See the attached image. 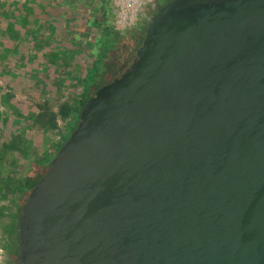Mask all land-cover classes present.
<instances>
[{"label":"water","instance_id":"water-1","mask_svg":"<svg viewBox=\"0 0 264 264\" xmlns=\"http://www.w3.org/2000/svg\"><path fill=\"white\" fill-rule=\"evenodd\" d=\"M24 202L15 264H264V0H170Z\"/></svg>","mask_w":264,"mask_h":264},{"label":"trees","instance_id":"trees-1","mask_svg":"<svg viewBox=\"0 0 264 264\" xmlns=\"http://www.w3.org/2000/svg\"><path fill=\"white\" fill-rule=\"evenodd\" d=\"M39 1L40 4H36V2L30 4L33 0H24L23 2L21 0H0L2 8L0 15H3L6 20L7 24L4 27L8 34L17 36L21 33L16 25L26 27L30 22L40 21L44 15L43 8L48 1ZM91 1H94V10L103 9V12L100 16L95 14L91 17L89 27L114 22L115 15L107 0ZM71 2L75 3V0L68 1L69 4ZM48 21L50 31H54L56 29L55 22ZM33 26L35 27L34 24ZM112 27L114 28V26ZM133 27L132 30L127 31V36L134 52L143 42L147 24L140 21ZM102 34H104L103 30L99 29V33L89 35V37L92 38L96 35L103 37ZM75 42L72 49L58 45L57 47L49 42L47 44L36 42L27 51V55L24 52V57L42 61L45 72H49L55 78L58 75L61 83L67 84L69 76H75L78 79L80 87L68 89L69 93H64L63 100L42 99L41 93L30 87L19 91L22 96L17 95L18 92L14 94L10 89H7L6 83L2 82L4 80H0V90L3 94L14 99L12 101L15 105L12 103L11 105L15 109L19 106L23 107L24 104L34 105L36 109L33 114L15 111L16 116L13 114L9 116L3 112V106L0 108V248L4 251L3 264H15L19 249V230L24 202L40 178L48 171L51 161L60 148L76 129L83 106L99 89V85H95L88 77L92 69L98 70L100 64L97 62L102 63V58L107 56L110 48L116 43L115 40H105L103 56L98 55V58L92 61V63H96L90 66L92 63L86 62L82 65V51L79 50ZM7 50L11 51V48H7ZM92 54L94 53L92 52ZM3 123L12 124L8 129H2L1 124ZM26 127L29 131H34L36 128L50 130L56 134L59 133V136L57 139L49 141L46 149L35 150V147L31 145V140L26 136ZM31 170L34 172V176L28 175Z\"/></svg>","mask_w":264,"mask_h":264},{"label":"rangeland","instance_id":"rangeland-1","mask_svg":"<svg viewBox=\"0 0 264 264\" xmlns=\"http://www.w3.org/2000/svg\"><path fill=\"white\" fill-rule=\"evenodd\" d=\"M23 1L21 0V2ZM47 1L48 3L46 2L43 8L44 15L39 22H30L26 27L16 25L21 30V33L17 36L7 33L4 27L7 24L5 23L6 20L3 15H0V80H4L2 82H5L7 89H10L14 94L18 92L17 95H21L20 90L30 87L32 90L40 92L42 99H54V101L61 100L64 93H69L68 89H74V87L79 88V81L75 76H69L67 78V84L61 83L58 75L55 78L49 72H45L42 61H35L34 59L24 57V52L27 55V51L30 50L33 43L39 42L47 44L49 42L55 46L58 45L72 49L74 41H76L75 44L82 51L81 58L83 65L86 62L92 63L93 59L98 58V55L103 56L105 40H115L116 43L110 48L107 56L102 58V63L97 62V64H100L98 65V70L92 69L88 77L90 81L94 82L95 85L98 84L99 88H101L119 77L129 64L132 63L133 59L136 58V50L133 52L131 49L132 45L127 36V31L132 30L134 28L133 26H136L140 21L147 24V17L156 11L151 6L152 0H146L136 24L125 29H117L115 24L117 15L115 0H107L115 15L114 22L111 21L110 23L101 24L97 27H89L91 17L95 16V14L100 16L103 12V9L94 10V1L75 0V3L71 2L70 4L68 3L70 0ZM34 2L40 4L39 0H33L30 4ZM1 13L2 8L0 7ZM48 20L55 22L56 29L54 31H50ZM99 29L103 30V37H99V35L92 38L89 37V35L99 33ZM7 48H11V51H8ZM94 63L96 62H93L90 66ZM12 100L14 99L3 94L0 90V108L3 106V112L7 115L12 116L13 114L16 116L15 111L20 113L29 112L31 114L36 112L34 105L28 106L24 104L23 107L19 106L15 109L11 105V103L15 105ZM20 101L22 100L20 99ZM11 124L6 125L3 123L1 124V128L8 129L11 127ZM25 132L26 136L31 140V145L35 147V150L39 148L46 149L49 141L57 139L59 136V133L56 134L50 130L39 128L34 129V131H29L26 127ZM28 175L34 176V172L31 170ZM0 253L1 260L3 261L4 251L2 248H0Z\"/></svg>","mask_w":264,"mask_h":264},{"label":"built area","instance_id":"built-area-1","mask_svg":"<svg viewBox=\"0 0 264 264\" xmlns=\"http://www.w3.org/2000/svg\"><path fill=\"white\" fill-rule=\"evenodd\" d=\"M146 0H115L116 5V20L117 29H125L136 24V21L145 5ZM0 253V264L1 262Z\"/></svg>","mask_w":264,"mask_h":264},{"label":"flooded vegetation","instance_id":"flooded-vegetation-1","mask_svg":"<svg viewBox=\"0 0 264 264\" xmlns=\"http://www.w3.org/2000/svg\"><path fill=\"white\" fill-rule=\"evenodd\" d=\"M157 2H158L159 4H161V5H165V4L168 3L169 1H168V0H158ZM155 12H156V11H155ZM135 59H136V58L133 59L132 63L134 62ZM132 63H131V64H132ZM131 64H129V66L125 69V71H127V70L130 68ZM125 71H124V72H125ZM124 72H122L121 75H122ZM121 75H120V76H121Z\"/></svg>","mask_w":264,"mask_h":264}]
</instances>
